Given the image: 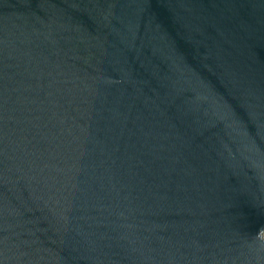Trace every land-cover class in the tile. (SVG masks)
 Wrapping results in <instances>:
<instances>
[{
	"label": "water",
	"instance_id": "water-1",
	"mask_svg": "<svg viewBox=\"0 0 264 264\" xmlns=\"http://www.w3.org/2000/svg\"><path fill=\"white\" fill-rule=\"evenodd\" d=\"M0 264H264V0H0Z\"/></svg>",
	"mask_w": 264,
	"mask_h": 264
}]
</instances>
